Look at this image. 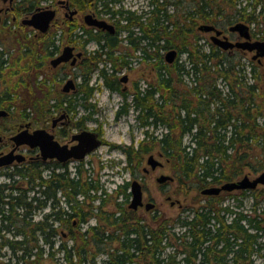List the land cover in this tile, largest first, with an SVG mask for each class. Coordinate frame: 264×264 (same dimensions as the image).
<instances>
[{"label":"trees","instance_id":"obj_1","mask_svg":"<svg viewBox=\"0 0 264 264\" xmlns=\"http://www.w3.org/2000/svg\"><path fill=\"white\" fill-rule=\"evenodd\" d=\"M18 1L17 11L27 13L42 0ZM69 2L78 8L88 3ZM245 2L240 6L238 0H184L181 27L177 17L167 23L171 8L166 1L150 0L152 9L144 19L137 17L134 22L129 10L122 17L129 44L124 53H118L117 33L71 25L69 43L85 47L94 41L97 46L85 50L77 64L82 80L74 93L58 90L57 75L43 74V62L33 66L37 70L33 81L25 78L30 77V67L25 65L31 59L40 60L59 52L56 42L63 34L57 37V30H48L42 34V42H35V48L23 37L17 60H25L20 70L28 74L13 82L18 71H10L9 51L0 48V108L13 111L22 102L23 118L35 114L43 120L59 109L76 114L80 107L86 114L78 118L76 126L83 125L94 112L89 100L98 86L91 83L95 75L102 86L123 94L116 117L131 109L143 128L144 138L138 150L123 147L128 166L134 159L139 164L143 154L157 149L170 166L177 191L184 194L264 171V61L222 50L198 30V20L210 23L225 3L235 10L239 7L241 16L254 21L255 33L264 39V0ZM134 24L147 42L142 46L144 59H150L155 73L141 84L134 82L128 102L126 93L120 91L117 72L128 65L127 57L139 46L132 34ZM169 49L177 50L171 63L164 59V51ZM49 79L51 82L47 83ZM21 86L28 95L34 93L29 102L17 100ZM1 119L6 121V117ZM0 130H7V124L0 123ZM39 166L20 163L7 167L3 173L9 181H0V264H99L100 256L101 264H264V208L259 205L264 186L204 195L176 216L164 217L156 212L150 220L129 208L130 215H126L122 202H116L112 209L104 208L100 214L102 225L66 233L64 229L73 230V218L82 224L92 216L93 207L91 204L85 211L75 204L73 212H69L65 202V207L59 204L58 190L68 196L83 192L91 201L99 198L100 207L106 205L109 194L103 188L102 193H95L101 187L92 176L82 182L81 178L69 177L62 167L55 171L49 166L43 176L44 169ZM127 186L128 182L119 185L124 190ZM124 190L123 196L128 198ZM226 195L231 203L225 202ZM249 199L251 204L245 209L244 201ZM47 205L50 210L35 218L36 211ZM6 232L10 233L6 236ZM68 239L73 242L69 244Z\"/></svg>","mask_w":264,"mask_h":264},{"label":"rangeland","instance_id":"obj_2","mask_svg":"<svg viewBox=\"0 0 264 264\" xmlns=\"http://www.w3.org/2000/svg\"><path fill=\"white\" fill-rule=\"evenodd\" d=\"M57 1L58 0H42L39 5H41L42 7H45L47 5H53V7L56 8L58 7L56 6ZM238 2L241 4L240 6L246 4L245 0H238ZM98 4L99 2H97V0H94L92 3L86 4L83 8H78L76 5H71L72 8L75 7L79 9L78 14L73 18L72 22L68 20V16H65L63 14L62 9H58L56 18H54L52 26L49 28V32L53 33L57 30V37L62 36L63 34L62 39L56 42L57 45L60 46V50L65 45H71V43H69V38L67 37V33H69V27L71 25H76V29H82V25H84V27H88L83 20L85 14L94 12L96 14V17L104 19L109 23L112 22L111 18H109L107 14L101 15L98 12V8H100V5L98 6ZM118 4H120L121 7L131 8L137 13H141L142 11V15L144 18L149 15L148 11L152 9L150 6V0H121L120 3L116 0V3L111 4L112 9H117L119 7ZM232 10H234V8L230 7V4L226 5L225 3H223L221 12L227 14L231 13ZM256 12H258V10H256ZM15 16L16 20H12V14H3L2 22L0 25V48L4 47L9 51V57L11 59L9 65L10 71H18L17 74L13 75L12 82L18 76H25L28 73L30 74V77L28 78L25 76L26 80L33 81V74L35 71H37L33 66L37 65L39 62H43L44 66L41 68L43 74H45L47 77L57 75L58 81L55 84L58 90L62 89L66 78H73L78 84L82 80V74L79 66L71 67L69 65H61L58 68L54 69L50 65V59L53 56L47 57L45 55L44 58L42 57L40 58V60L31 59V61H29L26 65L24 59L17 60L19 55V42H21V39L23 37H25L23 40H30L35 45V42L43 41V35L39 34L36 30L29 26L21 24V20L25 18V14L19 13ZM200 23L201 21L198 20V25ZM124 34L125 32L120 33V35ZM201 35L203 36V38L208 39L209 35ZM35 47L36 45L34 46V48ZM75 47L85 52V50H94L97 46L94 41H89L85 47H82L80 45H75ZM22 65L29 66L31 71L26 74H23L25 72L23 70H20ZM154 73L155 69H153V63L145 62L144 60L138 58H135V61L132 62V66L127 69L125 73H121L120 70L119 72H117V77H120L123 74L127 75L128 77L126 82H121L119 85L120 91L123 89L124 86L126 87V89L122 91L126 93V99L128 102H130L131 100V93L133 92L134 82L139 81L141 84L145 80H150ZM49 82H51V79L47 80V83ZM91 83H94L95 85L98 84L92 99L89 100L95 105L94 112L92 114V118L86 120L81 127L88 128L89 130H94L98 127L103 134L105 143L101 144L95 150L90 152L83 160L80 161V164L77 161L70 163L67 166V169L69 170L70 174L73 175L78 171L79 175L86 176L87 178L88 176H92L93 182H98L99 185L103 189H105L106 192L109 194L105 197L106 205L104 206V208L106 210H110L113 208L116 202H122L121 206L125 211L126 215H130L131 211L128 210L125 205V202L128 201V199L126 201H123L121 199V194L118 192L120 189L119 185L125 183L126 181L130 182L133 179L142 183L143 193L148 197L149 200L156 204L155 208L147 212L144 208L135 211L136 214H138V216L140 217H152L156 212L158 214H163L164 217L176 216L179 212L183 210V208H186L189 205H193L194 200L203 198V195H201L198 191L195 190H191L187 194H184L183 192H178L177 183L175 181L166 182L163 185L159 184L156 181V177L159 176L161 173L169 175L172 174L169 164L165 161L163 157L159 156L157 149H151L147 153L143 154V161L140 162L141 164L139 163V165H136L137 160H133L131 166H128L129 168H127L126 165L128 164L126 161V154L121 146L133 145L134 148H136L137 142H140L141 138L143 137V130L136 122V113L133 110L129 109L128 112L121 114L117 118L116 111L121 105L120 103L123 100V94L118 91L110 90L106 86H102V82L98 80L95 75L92 76ZM0 87H3L2 82H0ZM21 88L22 86L18 89L20 96L17 100L29 102L32 99L34 93L29 91L30 95H28L27 92L22 91ZM74 92L70 91V93ZM23 107L24 106L21 102V104H18L17 108H15L13 111H9V115L6 117V121H2V119L0 118V123H6L7 127L9 123H12L16 129L18 124H20L21 122H29L31 128L34 130L39 127L42 128V126H46L47 128H49L53 121L55 119H58L63 112L69 114L70 116L73 115L71 112H67L64 109H59L58 111L52 113L48 119L39 120L40 118H37V116L33 114L32 118H26V120L22 121L23 117L20 115V112L22 111ZM77 111L78 113L76 114V120H78V118L82 114H86V112H84V110L80 107L77 108ZM158 129L159 128H157V130ZM76 131V129H73L71 132L74 133ZM57 134L59 133L57 132ZM61 135V138L70 137V135L66 137L63 136V134ZM150 152L153 153L156 158L161 160L164 165L160 168H157L156 170H150L149 173H144L142 167L146 166V158L148 154H150ZM5 171L6 169L0 170V181H9L7 179V176L3 174ZM7 171H10V169ZM46 173L47 172H45V174ZM257 174L259 173H248L250 178H254L255 176H257ZM258 187L261 188L263 187V185H259ZM236 192L239 191L236 190ZM227 196L228 195L224 196L225 202L231 203V198ZM58 197L60 196L58 195ZM60 198L61 199L59 204L63 207L64 200H62V197ZM177 200L179 201V203L171 204V201L175 202ZM92 203L97 204L96 200L91 201L89 199L88 205H91ZM250 204V199L245 200L244 208L248 209ZM259 205L261 206V208H264V198L260 200ZM43 211L44 210H37L35 218H40ZM94 221V219L90 220L91 223H93ZM84 227H86V225L82 223L77 224L73 228V230L64 229V231H66V233H70L69 231H73L75 233L77 230L82 231ZM68 243L71 244L72 240L68 239ZM100 258L101 256L98 260L99 264H101ZM58 260H60L61 262L62 258Z\"/></svg>","mask_w":264,"mask_h":264},{"label":"flooded vegetation","instance_id":"obj_3","mask_svg":"<svg viewBox=\"0 0 264 264\" xmlns=\"http://www.w3.org/2000/svg\"><path fill=\"white\" fill-rule=\"evenodd\" d=\"M86 1H88V3H86V4H89V3H92L94 0H90V1L89 0H86ZM113 1L116 3V0H100L99 1V5H100L99 7H101V8H100V10L98 12L101 15H106L107 14L109 16V18H111V21H112L111 24L113 25V29H114L113 32H110L108 30H104V31L105 32H108V33H111V34L112 33H117V37H118V41H119L118 53H124L127 50V47L129 45L128 44V40L126 38V31L124 30L125 19L122 18L123 15L125 14L124 11L126 12V11L129 10V11L133 12V16H134L133 17V21L134 22H135V20H134L135 18L140 17V19H143L144 17L142 15L143 14L142 11H141V13H137L135 10H133L131 8L121 7L120 4H118L119 7L117 9L113 10L112 9V5H111V4H113L112 3ZM164 1H166L167 4L171 8L170 11H169L170 19H168V18L166 19L167 23H169V21H171V23H173L174 18L177 17V19L179 20L180 26L182 27L183 26V18H184V11H183L184 0H177V3L176 4H175V0H164ZM18 2H19L18 0H0V25H1V22H2V16H3V14H12V16H13L12 17V20H16V16L15 15H18L20 13V14H25V18L26 17H29L34 12V10L38 7V6H36L32 11L27 12V13L26 12H23V11L19 12L16 9L17 8V5H18ZM63 2H65V3H63ZM117 2L120 3L121 0H117ZM66 3L68 5H66ZM47 6L51 7L52 9H55V11H56L55 18H56L58 9L59 8L62 9L63 14L65 16H68V18H69L68 20L71 21V22L73 21V18L79 12V9L78 8H75V7L72 8L71 7V4H70L69 0H58L57 1V5H56L58 7H56V8L53 7V5H47ZM66 6H68V7H66ZM238 8H237V10L234 9L230 13V15H225L224 12H221L220 11L215 17H213V20H211V22L209 23L212 26H214V29L213 30H210V31H200V33H202L204 35H209L208 36L209 41L213 45H215V46H217V47H219L221 49V47L216 43L215 39L216 40H219V39L227 38L228 40H230L232 42H237V41H241V40L244 39V37L240 36V34H239L238 31L231 30L230 29V27L232 25H234L235 23H237V22H243V23H246L248 25V27H249L250 40H258V39H260L259 36H258V34L255 33V30H256V28H255V22L254 21L253 22H250V21L248 22V19L246 17L244 18V16H241L242 14L239 12V9ZM74 9L76 10V12L74 14H72V16H70V14H69L70 11H72ZM110 9H111V11H116V12L113 15H111L110 14L111 13ZM107 10H108V12H107ZM91 14H93L94 16H96V14L94 12L91 13ZM53 21H54V19L51 20L48 28H50L52 26V22ZM21 24H23L22 23V20H21ZM23 25L29 26L27 24H23ZM131 29L134 31V32H132L133 37H134V41L135 42H139V46L137 48H135L134 50H132L131 55H129L127 57L129 63H128L127 66H124V67L121 68V70H120L121 73H123V72L125 73V71L132 66V62L135 61V58L144 60L145 62H148L149 61V63H150V59L149 58L146 57L144 59L145 56L143 54V47L142 46L147 45V42H144V38L142 37V33L140 31V28H138L137 25L134 24V26H131ZM217 30L219 31V33L216 32ZM121 32H125V34L124 35H120ZM145 41H148V39L145 40ZM78 51H81V55L77 58L75 64L71 65V63H70L71 59H70V60H68L66 62H62V63L58 64L56 67H53L50 64L51 67L54 68V69H56V68H58L61 65H69L71 67L77 66V64L80 61H82V58L84 57V53L85 52H83L81 49H77L75 47V45H74V53H76ZM227 51H230V52H236V51L237 52H240L246 58H248V59H250L252 61H256V62H262L263 61L262 58H258V57L253 58V54L255 53V50L249 51L247 49L233 47V48L227 49ZM57 55H59V54H56L55 56H57ZM124 75L125 74H123V76ZM68 79L69 78H66L65 82ZM127 79H128V77H126V80ZM65 82H64V84H65ZM74 82H75V80H74ZM119 82L121 83L120 77H119ZM142 86H144V85H142ZM76 89H77V83L75 82V89H71V90H69L68 92H65V93H70V91L74 92V91H76ZM124 89H126L125 86L123 87L122 90H124ZM110 90H113V89H110ZM122 90H121V92H123ZM114 91H117V90H114ZM62 92H64V91H62ZM94 106H93V108H94ZM0 109H2V108H0ZM7 112H8L7 115L0 116V118L7 117L9 115V111H7ZM76 114H73L72 116H70L69 114L63 112L62 115H60L58 119H55L53 121V123L51 124V126L49 128H47L46 126H42V128H45L47 130L49 129V132L51 134H53L54 139L57 140L60 144H66L68 147H70V146H72V145H74V144L77 143V140H74L72 138L73 135L79 133L83 129H88V128H85V127H81L82 125L76 126V123H77L76 122L77 121L76 120L77 119ZM64 119H66V120H64ZM73 119H74V121H73ZM24 120H26V118H23L22 121H24ZM86 120H88V119H85V121ZM24 128L28 129L30 132L33 130L31 128V125H30L29 122H25V123H22L21 122L20 124H18V126H17L16 129H15V126L12 123L11 124L9 123V125L7 127V130H0V154L7 153L10 150L14 149V153L22 154L24 156V158L21 161L18 162L17 160H14L10 165L1 167L0 170H2V169L5 170V169H7V167L12 168L16 164H20V163H23V164L24 163H26V164H29V163H39V165H40L39 167H41V168L44 169L43 172H42V173H44L43 176L47 175V173L49 172V170H48L49 168L50 169L52 168V170H55V171H60L63 168L69 174V177H71V178L74 177L75 180L81 178L82 182L87 181V177L86 176H83V175H79V172L78 171H77V173L71 175L70 172H69V170L67 169V166L70 163L74 162V161H77L80 164L81 163L80 161L83 160L89 153L86 154L83 158H80V159L68 158L64 162L58 160L56 157L43 159L42 156L40 155V149H39V147H37V146L36 147H30L27 144L16 145L15 142L13 141L12 137L16 133H18V131H20L21 129H24ZM73 129H76L77 131L74 132V133H72L71 131ZM142 130H143V128H142ZM92 131H95L98 134V138L101 140V144L105 143V140L103 138V134H102L101 130L98 127L95 128L94 130L92 129ZM57 132L59 134H57ZM60 133L63 134V136H65V137L68 136V135H70V137L69 138H61L62 135ZM143 138H144V132H143V137L141 138L140 142H142ZM140 142H137L136 148H134V146L132 145L133 146V149L135 151L140 148V147H138V145H139ZM128 146H131V145H125V146H121V147L123 149V147H128ZM150 154H153V153L150 152ZM150 154H148V156ZM159 156L163 157L162 153H159ZM142 157H143V155H142ZM134 160H136V159H134ZM142 161L143 160H141L140 162H142ZM165 161H166V159H165ZM59 165H61V166H59ZM163 165H164V163L161 161V164L160 165H157L155 168H152L149 164H147V158H146V166H143L142 167V170H143L144 173H149L150 170H156L157 168H160ZM48 166H49V168H47ZM126 166H127V168H129L128 165H126ZM45 172H47V173L45 174ZM133 180H135V179H133ZM126 182H128V186L125 188V190H124V188H120L118 192L121 194V199L123 201H126L128 199V201H127V208H129V209H131L133 211L141 210L142 208H144L146 210V212L149 211V210H151V209H153V208H155V206H156L155 203H154V206L152 208H150V209H146L145 208V204L147 202H149V201L150 202H152V201L149 200L148 197L143 193L142 183L139 182V181L138 182L140 183L141 189H142V204L141 205H138L136 208H132L130 206V198H131L130 184H131L132 180L130 182L129 181H126ZM167 182H170V181H167ZM125 183H123V184H125ZM122 190H124L125 194L128 193V198H125V196H123ZM91 192H92L91 194L94 193V191H91ZM95 193L96 194L102 193V187L97 192H95ZM37 194H40L41 195L40 192H38ZM58 195L60 197H62V200H64L63 202L66 203V208L65 209L67 211L73 212V210H74L73 209V205H75V204H79V206H82L85 211H89V205H88L89 197H88V195L86 193H83V192H80L78 194H72V193H70V195L68 196V195H65L62 190H58L57 193H56V198L60 202V199L61 198L58 197ZM167 198H169V197H167ZM94 200H96L97 204H93L92 203V207H93V208H91V210H92V216L90 218H88L85 222H83L86 225V227H84L83 230L88 229L89 226H91V225H97V224H99V225L101 224L102 225L103 224V221L101 219H99V216L102 213V211L105 210V209H104L103 206L100 207L101 202H100L99 198H95ZM175 203H179V202L178 201H175V202L174 201H171V204H175ZM40 210H44L43 213H42V215H43L48 210H50V206L47 205L46 207H44L42 209H38V211H40ZM36 213H37V211H36ZM36 213H35V215H36ZM35 215H34V217H35ZM144 218L146 220H150L151 217H148V218L147 217H144ZM91 219H94L95 221L93 223H91L90 222ZM76 225H77L76 224V218H73L72 219V227L74 228ZM68 230H69V228H68ZM9 233L10 232H6V236ZM16 239H19V237H16Z\"/></svg>","mask_w":264,"mask_h":264},{"label":"water","instance_id":"obj_4","mask_svg":"<svg viewBox=\"0 0 264 264\" xmlns=\"http://www.w3.org/2000/svg\"><path fill=\"white\" fill-rule=\"evenodd\" d=\"M65 3V2H63ZM66 5H68L66 3ZM68 7V6H66ZM76 10L70 11V16L74 14ZM56 11L51 8H43L41 6L37 7L34 12L24 19H22L23 24H27L32 28L38 30L39 32H45L50 21L55 17ZM84 22L88 26H94L103 30H108L113 32V25L107 22L104 19H99L91 13L84 15ZM199 30L210 31L214 29V26L211 24H200L198 26ZM231 30H236L239 32L240 36L244 37V40L232 42L227 38L219 39L215 41L223 49L228 48H242L249 51L255 50L253 58H264V40H250L249 27L246 23L237 22L230 27ZM219 33V31H216ZM175 49H169L166 51L164 57L168 63H171L176 56ZM81 55V51L74 53V46L65 45L59 55L50 60V64L53 67H56L62 62H66L71 59V65L75 64L77 58ZM126 75H124L121 80L126 81ZM71 89H75V82L72 78H69L62 87V91L68 92ZM8 112L5 109H0V116L7 115ZM74 140H77V143L68 147L66 144H60L57 140L54 139L53 134H51L45 128H36L31 132L24 128L18 131L12 139L16 145L27 144L30 147H39L40 155L43 159L56 157L58 160L64 162L68 158L80 159L83 158L86 154L90 153L96 149L101 144V140L98 138V134L95 131L89 129H83L77 134H74L72 137ZM24 158L22 154L14 153V149L10 150L7 153L0 154V167L10 165L14 160L18 162ZM147 164L152 168H155L157 165L161 164V161L157 159L153 154H150L147 157ZM172 175L169 174H160L156 177L158 183H165L166 181L172 180ZM259 184L264 185V171L259 173L254 178H250L248 174H244L242 177L226 181L220 185L207 186L200 190L202 195H217L221 191H232V190H241V189H254ZM131 189V198L130 206L136 208L138 205L142 204V189L141 185L137 180H133L130 184ZM154 206L153 202H147L145 204L146 209H150Z\"/></svg>","mask_w":264,"mask_h":264},{"label":"bare ground","instance_id":"obj_5","mask_svg":"<svg viewBox=\"0 0 264 264\" xmlns=\"http://www.w3.org/2000/svg\"><path fill=\"white\" fill-rule=\"evenodd\" d=\"M112 3H115V2L113 1ZM108 6H109V5H108ZM41 7H42V6H41ZM43 8H51V7H49V6H45V7H43ZM51 9H52V8H51ZM110 10H111V9H110ZM107 11H108V10H107ZM105 12H106V11H105ZM112 12H113V11H112ZM124 13L126 14L125 11H124ZM54 18H55V17H54ZM54 18H53V19H54ZM53 19H52V20H53ZM50 22H51V21H50ZM49 24H50V23H49ZM259 185H260V184H259ZM211 186H213V185H211ZM204 188H205V187H204Z\"/></svg>","mask_w":264,"mask_h":264}]
</instances>
